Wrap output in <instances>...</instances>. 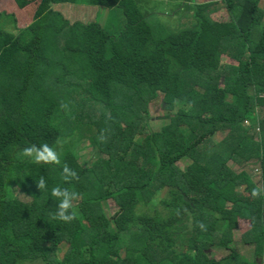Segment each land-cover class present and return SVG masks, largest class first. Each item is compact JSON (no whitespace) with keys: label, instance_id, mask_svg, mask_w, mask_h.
<instances>
[{"label":"trees","instance_id":"obj_1","mask_svg":"<svg viewBox=\"0 0 264 264\" xmlns=\"http://www.w3.org/2000/svg\"><path fill=\"white\" fill-rule=\"evenodd\" d=\"M183 1L195 25L181 32L156 31L135 0L84 2L123 8L118 35L57 8L80 0H41L28 26L0 10V264L264 263V197H252L259 185L250 173L229 165L256 161L264 188L262 0H221L226 22L212 18V3ZM5 22L15 30L1 29ZM2 36L17 39L11 59ZM224 56L235 64L224 65ZM161 94L169 123L152 131L145 118ZM83 125L106 158L85 165L61 148L60 164L51 165L19 155L31 144L56 149L63 128L66 137L77 129L85 137ZM219 132L228 133L221 146L213 140ZM182 160L189 161L183 171ZM64 164L79 178L65 182ZM57 185L81 196L71 223L52 219ZM108 200L118 207L111 217L102 209ZM241 221L250 225L242 238L254 246L253 261L233 247ZM214 247L230 253L217 261L208 253Z\"/></svg>","mask_w":264,"mask_h":264},{"label":"rangeland","instance_id":"obj_2","mask_svg":"<svg viewBox=\"0 0 264 264\" xmlns=\"http://www.w3.org/2000/svg\"><path fill=\"white\" fill-rule=\"evenodd\" d=\"M81 2L78 4H60L57 6L58 10L62 11L70 20L73 22L82 21L85 23L92 22L98 25H101L104 29H106L109 33L113 35H118L122 28L126 24V17L123 11V8L116 7L113 9H107L105 7L99 6H92L88 4H84L86 0H80ZM41 0L35 1H27V0H0V10L4 12H10L11 14H16L17 18L19 19L20 26H28L32 24L34 14L37 10V7ZM138 8L140 9L143 15H152L148 21L149 23L157 30L163 29L165 27L173 32H181L185 30H190L195 25V20L193 19L192 10L188 9L186 6H183V0H135ZM197 4H210L212 3L213 6L210 9V14H213L212 18L217 22H226L228 21L227 11L223 6L221 0H196ZM261 7L264 9V0L261 2ZM10 25L6 28L7 22H5L1 29H5L7 31L13 32L15 30V25L13 22L9 23ZM169 31V32H171ZM3 38V45L5 46V50L8 51L7 58L11 59V54H15L19 49V45L17 43V39L15 36H2ZM8 45V47H7ZM12 52H10V51ZM223 64L224 65H233L235 64L233 60L227 57H223ZM219 86H223V81H219ZM81 111V109H80ZM149 117L145 119L149 121L150 129L152 131H160L164 125L169 123V120L166 119L167 112L164 110L163 107V95L161 94L160 97L153 101L148 106ZM79 113L78 109H76L73 117ZM98 115V113H97ZM257 115H261V118L264 116V110L257 111ZM263 116V117H262ZM76 120V126L78 125V120ZM61 126V125H60ZM85 129V137L82 136L83 132L81 129H77L73 136L68 135L66 137L67 130L65 128L60 139V143L56 147L58 153H60L61 148L63 151L67 150L68 148L75 150L81 158V162L85 165H90L92 162L96 160V158H106L107 154L103 150L104 145L102 143H98L96 146L93 143V135L88 133L87 126L83 125ZM97 131L96 126L93 127V132ZM227 132H219L213 138L218 146L222 145V142L225 140L227 136ZM60 145V146H59ZM60 155V154H59ZM63 155V154H62ZM60 155V158L61 156ZM189 163L188 160H182L176 164L178 168L182 171L185 169L186 165ZM54 165V164H51ZM229 165L237 172H241L243 170L247 171L253 176L254 181L262 187V182L260 178V173L257 172V169L260 168L259 164L256 161H253L247 166H239L234 163V161H230ZM165 193V192H164ZM242 193L244 191L242 190ZM16 195L20 197V191L17 190ZM163 197V194L155 197L153 202L149 205L147 210H151V205L156 206L158 205L159 200ZM24 200H26L23 197ZM102 209L105 211L106 215L111 217L113 216L118 207L116 206L113 200H108L102 203ZM250 229V225L247 223L241 222L239 228L235 231V240H237L236 249H240L244 251L243 254L245 258L254 259V255L251 251L254 249L253 245H249V247H243L242 235ZM239 236V239H237ZM68 252V247L63 246L59 257L63 259V257ZM122 256H125V251L122 250ZM243 256V257H244ZM221 257V256H220ZM223 257V256H222ZM30 264V263H28ZM31 264H43L42 262L38 263H31Z\"/></svg>","mask_w":264,"mask_h":264},{"label":"clouds","instance_id":"obj_3","mask_svg":"<svg viewBox=\"0 0 264 264\" xmlns=\"http://www.w3.org/2000/svg\"><path fill=\"white\" fill-rule=\"evenodd\" d=\"M59 107L66 114L71 113L68 103L61 101ZM98 139L101 142H106L107 137L104 135L103 131ZM56 143L59 144L60 141L57 140ZM19 155L23 158H27L33 164H60V155L58 151L48 143L40 145L31 144L26 146L21 150ZM78 178V174L75 170L71 169L67 164L63 165L62 179L65 182H70L71 180ZM37 187L41 191L47 189V182L44 177H41L37 181ZM50 194L55 201H58L55 212L51 214L52 219L59 220L64 223H71L74 221L77 218V214L74 210V202L81 199L80 194L75 191H70L67 188H61L59 185L53 187ZM251 195L253 198L257 199L264 197V188L259 186L253 188ZM197 226L201 229V231H207V226L203 222H199Z\"/></svg>","mask_w":264,"mask_h":264},{"label":"crops","instance_id":"obj_4","mask_svg":"<svg viewBox=\"0 0 264 264\" xmlns=\"http://www.w3.org/2000/svg\"><path fill=\"white\" fill-rule=\"evenodd\" d=\"M242 222V221H241ZM241 222H240V224H241ZM237 231H234V238H235V233H236ZM237 239H239V236H238V238ZM241 243H242V245H243V247H249V245H246L244 242H243V238H242V241H241ZM236 244H237V240H235V246H236ZM237 248V247H236ZM237 251L242 255V256H244L243 254L245 253L244 251H241L240 249H237ZM208 253H209V255H210V257L211 258H214L215 260H217V261H220L221 259H223V258H225V257H227L228 255H229V251L227 250V249H225V248H222V247H214V248H212L211 250H209L208 251ZM251 253L254 255V259H255V249H253L252 251H251ZM221 256V257H220ZM223 256V257H222ZM245 257V256H244ZM254 259H249L250 261H253Z\"/></svg>","mask_w":264,"mask_h":264},{"label":"built area","instance_id":"obj_5","mask_svg":"<svg viewBox=\"0 0 264 264\" xmlns=\"http://www.w3.org/2000/svg\"><path fill=\"white\" fill-rule=\"evenodd\" d=\"M264 264V263H263Z\"/></svg>","mask_w":264,"mask_h":264}]
</instances>
